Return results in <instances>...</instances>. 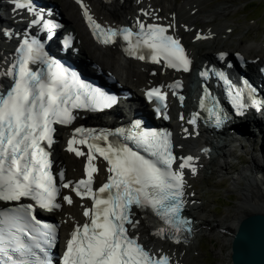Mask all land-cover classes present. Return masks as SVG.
<instances>
[{
	"label": "snow or ice",
	"instance_id": "1",
	"mask_svg": "<svg viewBox=\"0 0 264 264\" xmlns=\"http://www.w3.org/2000/svg\"><path fill=\"white\" fill-rule=\"evenodd\" d=\"M84 9V16L93 35L107 45L120 35L128 42L125 49L128 56L144 60L143 48L149 49L152 62H166L167 67L177 71H188L190 61L178 40L165 35L167 29L155 25L147 28L143 23L135 35L128 28L118 31L102 28L89 14L82 0H76ZM15 9H24L41 18L27 0H16ZM57 25L44 23L43 29L51 31ZM10 35L9 33H4ZM200 39L201 37H197ZM20 58L5 73L14 77V83L6 95H0V202H20L23 198L34 201L40 209L49 212L60 208L56 202L60 193L51 172L49 152L42 144L51 148L54 140V124L69 125L75 119L73 109L102 111L116 103V98L99 89L91 88L75 74L50 60L44 52V45L36 39H25L19 48ZM223 59V56H221ZM40 62L46 70L32 71L30 64ZM18 66V70H17ZM201 75L207 79L208 73ZM224 81L228 95L232 98L237 115H243L247 107L242 102V93L235 91L223 72H216ZM179 82L169 87H179ZM207 91H206V97ZM148 98L164 102L166 95L160 88L147 92ZM183 101V97H180ZM258 111L262 105L252 101ZM204 108V100H201ZM215 117L216 127L228 119L221 111L209 109ZM183 119V116H181ZM196 124V116L188 121ZM137 129L140 124L135 125ZM188 130L185 129V132ZM169 135L156 131H138L126 139L147 156L124 144L108 142L107 135H95L83 128L75 129L67 142V151L76 157L86 156L85 173L74 186L63 183L62 187L75 192L81 199H89L91 208H85L83 216L88 222L77 226L71 232L62 264H170L168 255L153 254L140 237L135 234L140 221L135 219V209L150 210L164 226H157L152 235L169 239L177 244L187 240L184 233H191V221L182 217L185 201V174L188 168L193 176L197 169L194 158H181L178 170H173L177 157L171 150ZM99 141L106 143L101 146ZM76 145H83L87 153ZM205 152L208 150L205 149ZM97 154L107 162V182L94 190L93 174L98 171L93 163ZM62 176V174H61ZM63 201L71 205V196L64 195ZM33 204H20L7 210H0V264H53L51 249L56 239V227L41 225L34 215Z\"/></svg>",
	"mask_w": 264,
	"mask_h": 264
},
{
	"label": "bare ground",
	"instance_id": "2",
	"mask_svg": "<svg viewBox=\"0 0 264 264\" xmlns=\"http://www.w3.org/2000/svg\"><path fill=\"white\" fill-rule=\"evenodd\" d=\"M37 1H42V6L46 4L44 0ZM84 1L92 10V14L95 19H97V22L107 27L131 24L139 28L141 23L144 25L159 23L168 26L171 34H175L177 37L183 39V44L188 48L187 54L191 60V71L188 74L181 75H171L166 71L162 74L159 68L145 63L133 62L126 58L125 55L113 45L95 44L89 39V35L84 27L83 16L76 5L73 7L74 13L68 15V17H65L64 12H66V10L64 11L59 3L58 6L54 8V10L58 12L57 16L60 24L65 26L68 33L75 38V44L87 62L92 66L97 65L99 68H103L105 72L112 73L122 87L133 91L135 95L138 93V89H142L147 85H153L157 82H162L165 79H186L184 94L187 96V101L183 106H178L177 99L172 100V104L170 105L171 110L169 111L171 117L169 125L176 122L181 116L187 115L192 109V99L188 84L192 82L193 76H196V74L193 75L192 72L198 69L201 62L210 60L214 55L218 54V52H228L229 55L242 52L247 55V60L252 62L250 66L262 65L263 63V59L258 54L262 51L259 49V44L252 43L247 39V33L252 26L244 28V30L235 35H232L231 31L225 32L229 29L224 26L226 22L225 19L237 6L229 1H187L186 5L188 6L185 5L186 7L184 6L176 13L175 10L168 12L169 10L163 11L157 7H153V5L146 0ZM212 1H217L219 4H213L211 3ZM74 14H76L77 17L73 16ZM143 14L147 17L145 18ZM1 15L3 14L0 7V20H2ZM215 17H220V21L213 22ZM149 20H154V22ZM198 21L205 24L193 35V39L194 37L201 38L197 42H193V39L190 40V38H186L187 34L184 35L183 28H185L186 33H188V31H192V25ZM24 24L25 20L16 18L12 22L7 21L0 26V87L4 84L8 62L20 38L19 35L24 34L27 30ZM80 27H82V31H80ZM4 33H9L10 35H5ZM63 42L62 40V43ZM254 50H257V53L252 52ZM70 52L74 51L70 50ZM225 62L230 63L232 60L229 59ZM231 64H233V66L235 65L234 70L239 71L240 68L236 63ZM152 70H157V75L155 77L150 74ZM250 83L252 87L257 90V92H255L256 96L264 98L261 87L257 84V81L252 79ZM246 113L248 114L249 112ZM114 115L115 114L109 115V117H113ZM248 115L244 118L245 125L237 126L236 128L238 131H244V133L249 134L250 132V135L254 137L252 142L246 141L245 139L231 142L227 137H222L213 132L203 131L202 128H198L195 133L191 132L188 135H183L181 133L182 128H173V131L176 133L177 146L182 148L183 153L194 157V164L197 169L195 176L191 174L190 170H183L185 174L186 196L189 204V211H191L189 216L196 221L194 235L190 239L189 244L185 245L186 251L190 249L189 245L197 247V241L204 235L213 236L219 241L224 239L226 241V233L234 230L244 216L251 213L264 214V195L263 191L260 189L263 184L258 183L264 181V175L261 177H255L253 175L256 171H262L264 173V160L257 159L258 153L256 149L258 136L264 134V117L257 120L254 115ZM100 119L106 121L108 117L106 115L105 117H100ZM69 133L70 130L59 129L57 132L58 139L52 148L55 168L63 170L67 180L75 179L80 175L83 160L85 159V156H83V158L81 157L80 160H77L64 151L65 139L68 137ZM205 149L208 151L205 152ZM237 149L242 151L244 155H235ZM244 157L248 158V161L245 162L248 167H238L237 163H241L240 161L244 159ZM232 158L236 159L237 162H233L231 160ZM93 163H96L98 166V177L102 179L103 177L106 178L107 174L105 172V163L103 160L97 156V159L94 160ZM229 170L231 172H228ZM201 176L203 192L198 195L195 186ZM215 177L223 178L225 181L230 182L233 189L228 190V192L237 193L239 195L238 206H236L229 216H225L221 219H215V217L211 215L212 211L208 210V204L201 198V195L204 194L206 196L209 193V180ZM82 209L80 202L75 201L71 207L63 206L60 211L53 213L51 216L58 222H65L70 225L73 222L83 221ZM205 223L207 225H205ZM66 226L67 225H63L62 229ZM210 229H213V231ZM136 233L139 235L140 240L148 246L152 252L158 254L165 252L172 257V264H180L178 259L180 258V252L183 246L173 247L166 240L152 237L149 234L144 220H140V225L136 229ZM225 243H227L225 246L228 248L229 243L227 241ZM227 254L229 255V252Z\"/></svg>",
	"mask_w": 264,
	"mask_h": 264
},
{
	"label": "rangeland",
	"instance_id": "3",
	"mask_svg": "<svg viewBox=\"0 0 264 264\" xmlns=\"http://www.w3.org/2000/svg\"><path fill=\"white\" fill-rule=\"evenodd\" d=\"M148 3L150 2L153 7H157L163 11L169 10L168 12H172L175 10V13L178 12L181 8H183L187 1L192 2L193 0H146ZM232 4H236L234 11L229 14L225 19V27L229 29L225 32H230L232 35L239 33L240 31L244 30L246 27H251V29L247 33V39L252 43L259 44V49L262 50L258 54L261 58L264 57V0H226ZM52 4L58 6V3L62 6L65 17L68 15H72L74 13L75 4L71 3L70 0H52ZM213 4H219L217 1H212ZM190 4V3H189ZM169 6V7H168ZM188 6V5H186ZM185 6V7H186ZM76 9V8H75ZM73 10V12H72ZM92 11V10H91ZM68 12V13H67ZM67 13V15H66ZM70 13V14H69ZM178 14V13H177ZM73 16L77 17L76 14ZM144 16V14H143ZM145 18L147 16H144ZM153 21V20H150ZM220 17H215L213 22H219ZM205 23L198 21L196 22L192 28V31H188L186 33L185 28H183V33L186 35V38L193 39V35L203 27ZM80 31H82V27H80ZM197 37H194V39ZM194 41V40H193ZM196 42V41H194ZM258 49V50H259ZM93 50V48H92ZM254 50L252 52H256ZM242 53V52H241ZM245 60L247 56L242 53ZM237 133H241L240 136L241 140L245 139L246 141L252 142L254 137L248 133H244L242 131H238ZM244 134V135H243ZM258 140L256 141V149H257V159L264 160V134L262 136H258ZM237 144V143H235ZM254 146V145H253ZM177 149H180L177 147ZM251 150V148H250ZM239 153H242L240 150H236V154L238 156ZM248 158L244 157L240 162L237 163V166H244L248 167L245 162H247ZM233 162H237L236 159H231ZM74 171V169H73ZM228 172H231L230 170ZM255 177H261L264 175L262 171H256L253 173ZM198 195L199 193L203 192V184H202V176L199 178L198 183L195 186ZM232 184L230 182L225 181L223 178H213L209 180L208 190L209 193L205 196L204 194L201 195L202 200L208 204V210H211V215L215 217V219H221L225 216H229L230 213L238 206V197L233 192H228V190H232ZM228 218V217H227ZM197 247L195 248L197 252H201V259L199 257L195 258L196 256L192 255V252L189 254L184 253V251L180 252L179 263L180 264H209L212 259V252H216L218 248V243L213 236H206L204 235L197 241ZM221 248H224L223 246ZM180 251V250H179ZM182 255V256H181ZM205 261V262H204ZM219 264H223L220 263Z\"/></svg>",
	"mask_w": 264,
	"mask_h": 264
},
{
	"label": "water",
	"instance_id": "4",
	"mask_svg": "<svg viewBox=\"0 0 264 264\" xmlns=\"http://www.w3.org/2000/svg\"><path fill=\"white\" fill-rule=\"evenodd\" d=\"M239 154L244 155L243 152ZM258 183L263 184L259 187L264 195V181ZM234 194L239 199V195ZM226 235L229 247L225 246L227 244L225 239L216 240L218 248L216 252L211 253L215 264H219L220 261L223 264H264V214L251 213L244 216L236 228ZM222 246L224 248H221Z\"/></svg>",
	"mask_w": 264,
	"mask_h": 264
},
{
	"label": "built area",
	"instance_id": "5",
	"mask_svg": "<svg viewBox=\"0 0 264 264\" xmlns=\"http://www.w3.org/2000/svg\"><path fill=\"white\" fill-rule=\"evenodd\" d=\"M211 264H215L213 260H211Z\"/></svg>",
	"mask_w": 264,
	"mask_h": 264
}]
</instances>
